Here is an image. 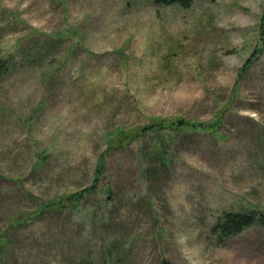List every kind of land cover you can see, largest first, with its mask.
<instances>
[{
	"label": "rangeland",
	"instance_id": "374dc122",
	"mask_svg": "<svg viewBox=\"0 0 264 264\" xmlns=\"http://www.w3.org/2000/svg\"><path fill=\"white\" fill-rule=\"evenodd\" d=\"M263 9L0 0V264H264V227L209 233L264 212ZM220 112L214 133L108 146L151 118Z\"/></svg>",
	"mask_w": 264,
	"mask_h": 264
},
{
	"label": "trees",
	"instance_id": "16d2710c",
	"mask_svg": "<svg viewBox=\"0 0 264 264\" xmlns=\"http://www.w3.org/2000/svg\"><path fill=\"white\" fill-rule=\"evenodd\" d=\"M193 0H155L157 4L171 5L179 4L183 8L190 6ZM261 22L264 21V9L261 15ZM262 27V25H261ZM250 58L247 59L240 71L243 70L249 63ZM2 69V71H1ZM7 69L6 61L0 57V73H3ZM222 112L217 116V120L210 123H200L193 121H186L178 118H151L149 124L142 127H137L129 130L118 129L115 130L114 135L109 140V148H116L118 146H123L129 144L132 140L141 136L144 132L148 134H157L163 130H176V131H186V130H196V131H206L208 133H214L218 130L219 119L221 118ZM96 178L103 166L102 158L98 159ZM93 186L89 187L85 192H90ZM257 226L264 227V212L257 209H250L244 212H225L218 218L213 226H211L209 233L214 237L216 245H223L225 240L241 233L248 227ZM160 264H171L169 262H161Z\"/></svg>",
	"mask_w": 264,
	"mask_h": 264
}]
</instances>
